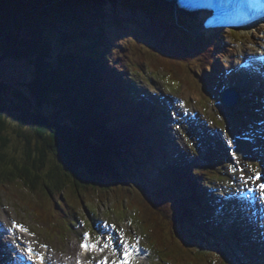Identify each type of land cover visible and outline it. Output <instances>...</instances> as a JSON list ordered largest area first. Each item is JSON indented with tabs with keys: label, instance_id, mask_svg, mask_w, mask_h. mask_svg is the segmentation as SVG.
I'll use <instances>...</instances> for the list:
<instances>
[{
	"label": "trees",
	"instance_id": "16d2710c",
	"mask_svg": "<svg viewBox=\"0 0 264 264\" xmlns=\"http://www.w3.org/2000/svg\"><path fill=\"white\" fill-rule=\"evenodd\" d=\"M89 1L0 0V50L18 63L24 61L30 76L18 83L0 79V186L20 182L17 184L22 183V188L41 191L50 198L68 191L78 202L101 190L124 193L131 188L135 169L121 158L117 148L107 144L108 137L117 133L107 131L105 117L98 113L97 107L106 104L103 59L93 52L87 57L92 46L107 40L106 33L89 26L80 31L71 21L81 17L82 5L89 8L92 3L106 2ZM67 8L75 12L69 14ZM60 19L62 24L67 19L73 29H65L67 34H81L67 52H62L59 44L53 48L48 38L52 24ZM54 50L61 55L51 57ZM58 57L66 62L56 64ZM159 63L168 70L162 59ZM9 118L15 120L21 144L11 146ZM127 142L134 147L138 144ZM132 189L140 206L150 209L139 188ZM166 230L157 229L154 236L169 251L171 239Z\"/></svg>",
	"mask_w": 264,
	"mask_h": 264
},
{
	"label": "rangeland",
	"instance_id": "374dc122",
	"mask_svg": "<svg viewBox=\"0 0 264 264\" xmlns=\"http://www.w3.org/2000/svg\"><path fill=\"white\" fill-rule=\"evenodd\" d=\"M120 1L124 2V0H120ZM102 13L105 15V18L103 20L109 23L115 22L117 20H123L122 18L123 15L138 14L134 10L129 9L127 6L126 7L121 6V5L112 6L110 4L102 7ZM38 20L39 19L37 18L36 21ZM60 20L62 21V19ZM60 20H59V24H61ZM65 20L66 19H64V23L62 24V27L58 26L55 30H53L52 33H58L59 31L65 30L66 25L69 26V24L65 22ZM34 22H35V18H33L32 23ZM108 25H110V29H109L110 33L115 34V35L119 34V35L125 36L122 30L123 29L122 26H119L117 24H108ZM125 28L135 35H141V32L144 31L142 27H138L135 23H131V22H127ZM72 30L73 29H70L69 32ZM26 35L28 34L26 33ZM17 46H22V45L18 44ZM4 50L7 54V48ZM50 52H51V49H50ZM62 52H58L56 54H59L58 56H60L61 55L60 53ZM56 54L53 52L51 57H53ZM147 54L148 56L153 57L151 54L149 53ZM59 60H61L62 62H66L65 59H60L59 57H58L57 62L56 61L54 62L58 64ZM159 61H160V58L157 59V64L161 66ZM18 62L19 61H15V58L5 55L3 51L0 50V79L6 82H15V83H18L19 82L18 80L20 78L23 80L30 79V76H28L29 69H28L27 64L24 61L20 63ZM119 66L123 68V64H119ZM151 78L152 76L149 73V71L143 74L142 76V79L148 82ZM157 79L159 78L156 77L155 81ZM184 88H185L184 85H181L178 87L181 93L184 91ZM99 119L101 120V117H99ZM7 121H8L7 132L11 140V146L13 144L15 145L16 142L21 144L22 141L19 140V134H18L19 130H17L15 120L9 118ZM9 145H10V142H9ZM200 161H201V158L197 160H193L191 163L195 164L196 166L195 168L200 166L204 172L205 178L211 176L212 181H215L216 178H220L221 180H223V177H225V174H229V173L234 174L238 172V170H233L231 168L224 167L220 173L215 174L211 171L205 170L204 166L201 165ZM216 170L217 169L214 168V171ZM200 176L201 175H199V177ZM240 178L245 179L246 177L241 176ZM206 179H209V178H206ZM17 183H20V182H15L13 184L8 183V185L6 186H0L1 188L0 189V217L3 219L12 218V220L10 221V225L15 224V222L19 224H25V223L34 224L35 223L37 226L41 227V229L35 231L38 237L33 233V231L28 232L25 230L23 233L17 232V234H15L12 238L9 239L11 247L14 250L23 247L24 244L32 243L35 246H37L39 249H41L47 255V260L49 264H78V262L79 264H83L86 260H96V259L103 258L104 256H109V258L116 259L121 254V251H118L117 248L114 249L111 246V242H113V240H109V236H106V234H104V230L108 229L109 226H111L114 229L119 230L120 232V238L117 240V243H119L121 239L127 240L128 243L129 242H132L134 244L140 243V239L137 236L130 235L126 230H122L123 228H121L117 223L127 224L129 232H132V233L139 232L143 236L142 243H144V245L146 246L150 244L149 235H147L145 232V230L147 229L143 227L140 220L135 218L134 210H129L127 208V205H128L129 208L132 207L136 209V204L134 203L133 195L127 191H124V193L123 192L106 193L100 189L101 191H99L98 193L89 195V197L84 196L83 199H84V202L86 201L85 204H81V202L77 203L75 199L73 198V195L71 196L69 195L71 197V201L73 202L75 201L80 206L77 208H71L69 201L67 202L66 206L63 205L61 207L58 204L57 200L55 201L53 200V203H51L49 197H46L45 194L41 193V191H36L34 189L33 192H30V190L26 189V187L22 188L23 186L22 183L21 184H17ZM205 190H206V187H205ZM133 193L135 194V192ZM66 194L68 198V191H66ZM159 198L169 205L168 209L170 211L175 209L176 193L174 191L163 190L159 193ZM58 199L60 198L58 197ZM23 200L27 202L28 204L24 203ZM68 200H70V198ZM90 203L97 204L96 209L91 214L94 221L103 220V219L105 220L109 219L111 221L106 222L102 225L94 224L93 223L94 221L90 219L89 207L92 208ZM148 203H149L150 210L158 213L155 205H153V203L149 201ZM29 204H31L39 212L44 211V214L48 213L51 210L57 217L63 216V213L58 212V211H62V212L64 211L66 213V217L69 219L70 222H67L66 224H62L58 222L53 223L50 218H49L50 221H42V219L37 220L39 218H37L35 213H33L32 209L29 207ZM111 206L113 208L116 207L118 210L122 209L125 212L124 218L120 214L111 213V211H109V207ZM106 211H109V214H106L105 213ZM142 214L146 217L149 223L154 226V224L147 218L146 214L145 213H142ZM139 215L141 214L139 213ZM173 216L174 214L171 216V220L173 224L175 225V219L173 218ZM202 217H203L204 222H209L207 221L209 219V216L206 217L205 214H202ZM227 220L231 224L241 223L242 225L240 224V228L243 229L242 231L243 232L246 231L247 233L252 234L250 231L253 229V226L247 223L246 221L239 222L238 216L234 214L233 215L230 214V219H227ZM112 221H115L117 223L112 222ZM144 221L146 220L144 219ZM78 223L83 224L82 228L76 227ZM167 223H170V222L167 221ZM69 224L71 225V227ZM85 229H89L88 231L93 234V239L102 248H104L103 247L104 244L107 243L109 245L108 249L102 253H97V251H93L92 253H89L88 255L82 254L81 244L85 240V237H84L85 233L82 234V232ZM167 231H168V237L172 241L173 249L175 252H181L185 254L187 252L185 251V246L194 247L192 245H194L197 242L196 237L191 238L189 241L182 240L174 232V229H168ZM218 231H220L219 227H218ZM45 242L49 244L45 246ZM241 243L243 244V241H241ZM241 247L244 249L245 244H243ZM209 252H212V251L206 250L205 253L202 255V258L204 259L206 264H213L214 259L209 256L208 254ZM6 254L7 253L4 252L0 247V261L2 260L1 257L6 256ZM248 256L249 255H247V257ZM131 264H167V259L163 258L161 254L155 252L154 250H153V254L150 253L149 255H147L145 250L142 249L140 255L134 254L132 256Z\"/></svg>",
	"mask_w": 264,
	"mask_h": 264
},
{
	"label": "bare ground",
	"instance_id": "6f19581e",
	"mask_svg": "<svg viewBox=\"0 0 264 264\" xmlns=\"http://www.w3.org/2000/svg\"><path fill=\"white\" fill-rule=\"evenodd\" d=\"M251 37H253V36H251ZM110 38H111V41H112V46L113 47H118L120 50H123V49H125L126 48V46L123 44V46H122V44H121V39H114V37H113V35H111L110 36ZM220 40V39H219ZM221 42H217V44H216V49H217V52H216V56H214L213 57V59H212V62H211V68H210V73L209 74H207L206 76H205V78H207V77H211V76H213L214 75V72H215V69H216V67H217V65H219V63H221V57L222 56H224V44L222 43V40H220ZM134 48V47H133ZM134 50H135V52L138 54V55H140V53H139V51H138V49H136V48H134ZM112 58V64L114 65V67H116L117 65H119V64H121V62H120V59L122 58V57H117V56H111ZM157 67H158V70H160V71H163V72H166L167 70H165V68L164 67H161V66H159L158 64H157ZM122 76H126V73L125 72H123L122 73ZM250 79H251V76H250ZM221 80V78L220 77H217L216 78V81H220ZM232 83L233 85H236V82L239 84V85H241V86H239L238 88H237V90H234L233 91V94L234 95H236L237 93H241V96L243 95V94H246L247 95V97L249 98V100H250V102L252 103V105H253V107H254V110H255V112H256V115H257V117H258V120L263 124V121H262V117H263V104L261 103V101H262V99L263 98H259V96H257V94L254 92V91H252V90H250V88H251V86L253 85V84H248V86H247V84H245V82H243L242 80H239L238 78H236V77H227V79H226V81H225V83ZM142 86V85H141ZM143 87V86H142ZM257 101V102H256ZM261 105H262V107H261ZM262 108V109H261ZM135 109H137L135 106H133L132 105V110H135ZM264 125V124H263ZM209 135V139L212 141V143H214V144H218V146L220 145V147L222 146V144L221 143H219V141L221 140L222 141V137H220V136H218V137H215V136H213V135H211V134H208ZM159 142H162V141H160L159 140ZM234 144V143H233ZM158 148L160 149V147L158 146ZM226 150H229L227 147L225 148ZM181 151L183 152V150L181 149ZM185 155H186V157H189L188 155H190L191 153H192V151H191V149H190V146L187 144V143H185V152H183ZM192 165L194 166V167H196L195 166V164L194 163H192ZM201 165H203V161L201 162ZM77 201V200H76ZM78 202V201H77ZM159 213V215L160 214H162L161 212H158ZM167 214V213H166ZM168 215V214H167ZM170 216V215H169ZM163 222H164V220H163ZM165 224V223H164Z\"/></svg>",
	"mask_w": 264,
	"mask_h": 264
},
{
	"label": "snow or ice",
	"instance_id": "6c2138e0",
	"mask_svg": "<svg viewBox=\"0 0 264 264\" xmlns=\"http://www.w3.org/2000/svg\"><path fill=\"white\" fill-rule=\"evenodd\" d=\"M261 36L264 37V33H261ZM260 178H261V177H260V173L257 172L256 175H255V179H256V180H260ZM249 179H252V178L249 177ZM246 182H247V181H246ZM258 189L260 190L259 195H260L261 197H264V183H260V184H258ZM89 235H90V234H88V233H85V234H84L85 242L81 244V247H82L83 249H85V250H88L89 248H92V249H95V248H96V245H95V244L90 245V244L87 243V238L89 237ZM111 239H112V238L109 237V240H111ZM108 246H109V245L106 243V244H104L103 247H104V248H107ZM121 246H122V247H121ZM114 247H116L117 250H118V251H121V253H122V259L120 260V264H131V260H132L133 253L129 251V247H130V245H129V243L127 242V240H125V239H121V240L119 241L118 245H114ZM131 247H132L136 252L139 251V249L136 248L135 245H132ZM101 250H103V249H101ZM39 259H40L41 261H43L44 257L41 256V257H39ZM78 264H79V262H78ZM100 264H107V258H105L103 261H101Z\"/></svg>",
	"mask_w": 264,
	"mask_h": 264
},
{
	"label": "water",
	"instance_id": "95a60500",
	"mask_svg": "<svg viewBox=\"0 0 264 264\" xmlns=\"http://www.w3.org/2000/svg\"><path fill=\"white\" fill-rule=\"evenodd\" d=\"M128 8L134 10L132 7H128ZM138 14H136V15H133V14L132 15H128V14L123 15V17H122L123 20H121V21L117 20L116 22H119V23L134 22L136 24H139V25H137L138 27H141L143 25L146 28H149V29L154 28V29H158L159 32H162L161 27L159 26V24L156 21H154L153 19L149 18L146 15H143L140 13H138Z\"/></svg>",
	"mask_w": 264,
	"mask_h": 264
}]
</instances>
